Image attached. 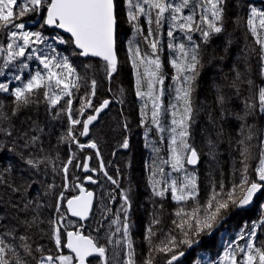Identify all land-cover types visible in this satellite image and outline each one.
Masks as SVG:
<instances>
[{"label":"snow or ice","instance_id":"obj_1","mask_svg":"<svg viewBox=\"0 0 264 264\" xmlns=\"http://www.w3.org/2000/svg\"><path fill=\"white\" fill-rule=\"evenodd\" d=\"M226 5L227 0H125L128 22L151 49L150 53L142 51L138 41H129V60L136 76V96L144 100L141 124L146 126V138L153 128L158 135L157 140L150 142L155 156L146 165L148 185L152 196L160 200L170 194L171 199L178 203L194 202L190 205V212L183 207L175 212L181 218L180 222L172 221L180 229L179 239L169 233L155 248L152 237L156 231L164 233V229L157 228L161 221L153 214L145 232L149 255L139 264H154L152 251L165 254L163 264H264V240L258 239V229L264 234V203L260 204L259 218L250 224L245 223L237 233V238L225 248L222 257L209 262L202 261L198 256L200 250L208 251L203 237L210 240L226 225L233 212L246 211L253 205L254 199L264 196V135L259 136L261 145L258 154L251 153L249 146L245 145V140L251 141L259 133L256 124L249 123V119L254 121L259 117L264 121V39H261L264 34V9H258L249 0L243 5L247 8V14L238 12L233 20L228 15ZM36 13L40 14L43 21L40 29L45 26L59 29L68 34L67 38L60 32L49 37L42 30L33 31L27 29L26 23L17 22ZM142 16L148 25L146 35L139 23ZM229 22L235 23L237 27L245 24L260 48H252L244 57L243 66L234 64L231 74L223 77L224 82L214 84L215 105L219 115L209 110L208 125L201 130L207 155L212 160L216 159L225 134L222 122L226 116H233L240 121V132L243 134L246 131L247 135L237 141L238 146H242L240 163L243 167L238 169L241 173L240 183L234 184L224 197L213 194L207 203V210L202 213V206L197 200L199 184L196 170L195 167L191 170L188 168L197 165L204 154L194 140L193 129L200 108L194 105L193 95L204 67L203 57L207 46L215 36L227 31ZM119 23L116 0H0V31L5 32L6 39V43H0V77H4V82H0V93L12 97L10 104L0 101V153H15L17 146L31 149L41 144L44 133L41 124L43 104L46 120H57L62 114L67 117L70 127L67 135L61 139L71 140L80 150L97 149L95 155L100 156L97 142L80 143L74 129L80 125L79 135L88 136L89 126L109 106L110 100L104 99L98 107L94 106L91 97L96 96L98 86L94 75L95 66L85 65L81 74L70 57L57 48L59 45H70L74 48L73 56L102 59L105 78L111 79L118 72L116 44ZM165 26L166 33L163 31ZM165 35L166 42L163 40ZM165 43L169 50L168 62L174 70L172 83L167 88L165 79L168 76L161 60ZM251 55L257 57L259 71L256 73L249 63ZM33 60L39 62L42 70L30 71L29 61ZM141 67L143 72L140 71ZM25 72L29 73L26 78L23 75ZM89 72L93 73L91 77ZM256 76L260 83H257ZM13 81L16 83L13 84ZM81 82L85 86L87 98L74 113L71 97L74 90L81 88ZM41 89L44 90L42 93ZM166 95L167 105L164 103ZM233 98L240 101L239 111L228 107ZM149 103L150 124L149 112L146 111ZM89 108L93 109L94 114H88L83 120L76 118L84 116ZM22 114L24 119L20 120ZM127 127L125 124L124 128ZM165 144L166 147L162 148L161 145ZM120 147L129 148L127 137L121 141ZM40 151L44 149L41 147ZM162 151L164 155H161ZM19 156L37 173L42 164L46 168L52 164V171H57L50 155L39 157L20 152ZM74 159L75 153L59 169L64 175L65 191L68 189L69 165ZM91 159L88 156L75 167L88 173L84 180L96 184L97 179L91 173L97 169L89 166L88 161ZM250 159L258 161L253 169L256 179H249ZM11 171L10 165L0 170V186L6 189L0 193V264H138L130 219L132 189L120 186L119 169L114 177L105 170L104 161H99V171L116 186L113 191L118 190L120 207L113 212L107 204L104 205L100 213L101 220L93 228L96 236L86 235L82 230L85 225L79 223L88 220L89 215L93 214L94 193L87 191L83 183L74 185V189H79V194L70 199H66L64 191L57 194L55 184H48L44 194L55 196L56 202L47 205L41 202L39 193L36 196L29 195V190L37 183L35 180L21 178L19 183L9 182ZM220 188L223 190L222 182ZM8 191L17 194L18 199H14ZM108 199L114 201L116 196L110 192ZM49 207L53 212L45 215L44 210ZM159 208L162 215L163 203H160ZM67 213L78 218V221H69ZM105 220L108 221L107 231H104ZM69 227L74 230H69ZM102 231L103 236L100 235ZM65 249L69 250V254H65ZM189 256L192 258L188 259Z\"/></svg>","mask_w":264,"mask_h":264},{"label":"trees","instance_id":"obj_2","mask_svg":"<svg viewBox=\"0 0 264 264\" xmlns=\"http://www.w3.org/2000/svg\"><path fill=\"white\" fill-rule=\"evenodd\" d=\"M245 2L243 0H227V10L230 17L235 18L237 13L246 15L247 8L243 7ZM239 6V7H238ZM259 9H264V4L260 2ZM35 18V14H29L25 16L22 20L17 22H24L26 24L30 23ZM140 23V21H139ZM141 27L144 30V34H147L148 25L146 24L145 18L141 22ZM27 29L35 31L34 28L27 25ZM167 26H165L166 33ZM43 32L44 30L41 29ZM135 30V28L133 29ZM45 34V33H44ZM133 34V33H132ZM167 38L166 35L163 37V40ZM261 39H264V34L261 35ZM137 41L142 45V51L149 52L151 51L150 47L146 42L143 41L142 37L137 35ZM51 42V40H50ZM0 43H6L5 32L0 31ZM129 44H123V40L119 32L117 31V44L116 51L118 57V72L113 75L111 79L105 78L103 71L102 62H98V69L95 70V78L98 81V86L96 90V96L91 97L92 104L94 106L98 105L104 98H100L101 94H105L107 87L109 85V92L112 96H108L109 99H112L111 106L109 107L108 112L102 116L99 122L91 129L90 136L87 141H83L79 132L81 126H75L74 133L78 137L80 143H89L91 141H96L95 130L98 126L102 127L103 133L107 136L103 139L105 142L108 141L109 144H113V148H118L121 141L127 137L129 140V148L117 152L114 155V164L115 170L110 169L109 162L111 161L108 157H103L105 163V170L108 171L109 175L114 177L117 175V169H119V183L122 188H131L132 189V201L133 207L130 213V219L132 222V236L135 242V247L137 251V261L146 259L149 255V245L145 240V232L149 222L153 218V214H156L161 221V224L157 228L162 227L164 233L156 231V235L152 237L153 247H159L161 240L164 237L172 233L176 235L179 239L180 229L172 223L173 220L180 222V217L175 215V212L180 208H184L185 211L190 212L191 207L194 202L188 201L176 202L171 199L170 194L164 200L152 196L150 187L148 185V176L149 172L147 171L146 165L151 163V159L154 158L155 153L152 151L150 142L157 140L158 135L153 128L152 131L148 133L146 138L145 131L146 126L141 124V107L143 106L144 100L136 96L135 92V71L132 66L128 65L130 53L128 51ZM252 48L259 50L260 46L255 44V37L251 35L248 31L245 24H241L239 27L233 22H229L227 25V31L223 34L215 36L211 43L207 46L206 52L203 57L204 67L200 71V76L197 80V87L193 95L194 105L200 108L199 114L196 116V123L194 125V140L198 149L203 150V155H201L199 164L195 167L196 175L198 177L199 184V195L197 200L201 207V212L207 210V203L211 200L213 194H218L220 197H224L227 192L233 187L234 184H239L241 181V173L238 169H241L243 165L240 163L241 156L240 151L242 146H238L237 141L244 139L247 135L245 131L243 134L240 132L239 125L240 121L236 120L233 116H226L224 124V137L219 144L217 150V156L215 160H212L207 155V148L204 146L203 136L201 130L208 125V111L211 110L215 115H219V111L215 105V88L214 84L222 83L223 77L231 74V69L234 64H240L243 66L244 57L251 51ZM57 50L64 55H67L72 60L74 66L77 68V71L83 74L84 66L87 64H92V60H79L78 56H73V49L70 45H59ZM223 57V59H220ZM249 63L252 65L253 72L256 73L259 71L257 65V57L255 55L249 56ZM161 60L167 61V58L163 53H161ZM130 61V60H129ZM0 63H2V58H0ZM125 63L127 65L128 77L126 78L124 84L120 80L119 70L121 64ZM30 71L42 70L41 65L38 61H29ZM96 69V66H95ZM122 69V68H121ZM172 69V68H170ZM173 70V69H172ZM143 72V67L140 69ZM27 75L28 72H25ZM93 75L92 72H89V77ZM257 83H260L259 77H255ZM16 83V82H15ZM81 88L77 91L74 90V95L71 97L73 101V112L76 113L77 110L81 107V104L87 98L85 92V86L83 82ZM171 84V83H170ZM169 84L165 83V88ZM90 87V81L89 85ZM111 89V90H110ZM121 89L123 91H121ZM146 90V86H144ZM44 90L41 89L42 93ZM107 98V99H108ZM65 99H68L67 97ZM12 97L8 94L0 93V101H3L5 104H10ZM64 101H61L63 104ZM164 103L167 105L168 96L164 97ZM230 110H240V101L233 98L229 105ZM44 105H41V124L44 127V133L41 136V144L31 148L24 149L22 146H17L15 153L10 151H4L0 153V170L5 166L10 165L12 171L9 175V182L15 181L20 182L21 178L35 180L37 183L29 190L30 196H36L39 193L41 202L47 205H54L56 200L55 196L45 195V189L48 184H55V192L58 194L61 191H64L66 199H70L75 195H78L79 190L74 189V185L78 183H85L83 170L81 168L75 167L77 163H82L87 156H91L90 167L95 168V152L86 148L80 150L77 144L72 143L71 140L61 139L62 136L67 135V130L70 127L67 117L62 114V116L57 120L45 119L43 113ZM92 108L86 110L84 116H77L83 120L88 114L92 112ZM149 112L148 121L150 124V111L151 103L148 105ZM24 119L22 114L20 120ZM249 123H255L257 129L259 130L258 137L252 139L251 141L245 140V145L249 146V151L254 154H258L260 150L261 141L259 136L264 135V121L257 117L254 121L249 119ZM19 126V120L17 121ZM127 124V129L124 128V125ZM26 126V125H25ZM59 141V142H58ZM97 142V141H96ZM98 146V143H97ZM255 146V147H251ZM43 148L44 151L41 152L40 148ZM162 148L166 147L161 145ZM121 148V147H119ZM101 149V148H100ZM20 152H24L25 155H37L43 157L50 155L52 160L55 161V167L57 171H52V164H49L47 168L45 165L40 166V172H36L35 169H31L19 156ZM73 153L76 155V159L73 160L72 165H69L68 173V189L65 191L64 184L65 179L60 167L63 163L67 161L69 156ZM161 155H164V152H161ZM57 156L59 159L57 160ZM258 161L249 160V179H256L253 169L255 168ZM189 170L192 168L188 167ZM167 170V169H166ZM47 174H44V173ZM221 182L223 183V190L220 188ZM87 189L93 190L95 194V201L93 205V214H91L90 219L86 223L85 228L82 229L85 234H92L96 236L97 233L93 231V228L101 220L100 213L103 211V207L107 204L112 208L113 212L120 207V197L118 195V190L115 185H112L111 182L107 181L106 177L101 173L98 184L89 185ZM6 189L3 186H0V193H4ZM116 196V200L109 201L108 194ZM9 195H12L14 199H18L17 194H12L8 191ZM7 195L5 199H7ZM261 203H264V196L262 197ZM64 201V210L65 202ZM156 201V203H153ZM160 203H163L164 209L163 214L160 215ZM45 215H49L53 212L51 207L46 208ZM260 208L256 209L254 213H251L250 216L244 213H239L229 220L231 228L229 231V226L227 227L228 232L224 235L227 240L225 242H220L216 249H209L208 251H202L201 253H208L207 256L202 258V261L207 260L211 262L212 260L219 259L220 254L223 250L229 245L231 241L237 238V233L245 226V223L250 224L252 221H255L259 218ZM69 221H74L69 218ZM114 217H110L112 219ZM75 222V221H74ZM80 223V222H79ZM105 225L104 231H107L108 221H103ZM91 226V227H90ZM69 230H74L72 227H69ZM103 236V231L100 233ZM258 236L262 239L264 234L260 233L258 229ZM222 238V237H221ZM243 243V241H239ZM51 246V245H49ZM65 254L69 252L65 249ZM159 251H152L151 255L154 257V264H160V255ZM165 255V254H164Z\"/></svg>","mask_w":264,"mask_h":264},{"label":"flooded vegetation","instance_id":"obj_3","mask_svg":"<svg viewBox=\"0 0 264 264\" xmlns=\"http://www.w3.org/2000/svg\"><path fill=\"white\" fill-rule=\"evenodd\" d=\"M261 1L263 2V0H261ZM261 1L259 0V2H257V3H253V2H250V3H251L252 5H254V6H256V7L259 9V7H260L259 4H260ZM116 2H117V5H118V11H119V14H120V23H119V27H118L117 31L119 32V35H121L122 40H123V44L125 45V44L127 43V38L130 37V36L132 35L133 32H136V30H133L134 27H133L132 24H130V23L128 22V20H127L126 7H125V0H116ZM243 2L248 3V1H246V0H243ZM142 20H143V16L140 18V24H141ZM43 30H44L45 35H46V36H49V37L54 36L55 33L58 32V31H56V30L47 29V28H44ZM61 35H62V34H61ZM63 36H65V35H63ZM65 37L67 38V36H65ZM164 41L166 42V41H167V38H165ZM71 47H72V49H73V46H71ZM139 47L142 48V45L139 44ZM162 53H163L167 58H169V50H168V48H167V46H166V43H165V47H164V50H163ZM78 58H79V60L83 61L79 56H78ZM86 60H92V59H86ZM168 61H169V60H167V61H162V62H163V65H164V71H165V73H167V76H168L167 81H168V80L170 79V77L174 74V71H173L172 69H170V65H169V62H168ZM98 62H100V61H98V60H92V63L96 66V70L98 69V65H99ZM102 63H104V62H102ZM127 64L130 66V65H131V62L128 60ZM171 70H172L173 72H172ZM23 75H24V77L26 76L25 74H23ZM113 75H114V74H113ZM2 79H3V78H2ZM2 79H1V80H2ZM108 96H110L109 85H108V87H107V91H106V93H105V94H101V95H100V98H104V97H105L104 99H107ZM104 99H103V100H104ZM103 100H102V101H103ZM99 120H100V119H99ZM101 129H102V127H101V126H98V127L96 128V130H95V138H96V141H97V143H98V146H97V147H98V150H99V152H100V156H99V157H96V156H95V160H96V162H95V168L97 169L95 179H97V184H98L99 177H100V175H101V173H102L101 171H99V161H100L101 159L103 160V157H108V158H110V159H111V161L109 162L110 169L115 170L116 168H115V164H114V160H115L114 155L117 154V152L124 150V148H119L120 146H119L118 148H113V144H114V143L109 144L107 140L104 142L103 139H104L105 137L107 138V136L103 133V131H102ZM100 148H101V149H100ZM96 151H97V149H95V153H96ZM262 197H263V196H260L259 198H257L256 201H255V203H254V205H253L250 209H252V210L259 209V208H260V202H261L262 199H263ZM257 207H259V208H257ZM250 209H249V210H250ZM249 210L242 211V212H233V213L230 215V218L228 219L226 225H225L222 229L218 230V231L215 233V235H213V236L210 238V240H209L208 237H203V240L206 242L204 246H205L208 250H209V249H216L217 246H218V244H219L220 242H221V243H222V242H225V241L227 240V238H225L226 236H225L224 234H225L226 232H228V231H226L228 226H229V231H230V228H231V224L229 223V220H230L231 218H233L235 215H237V214H239V213L247 212V211H249ZM249 216H250V215H249ZM221 237H222V238H221ZM258 239H260V236H258ZM261 240H264V236H262V239H261ZM224 250H225V249H224ZM224 250H223V252H224ZM202 251H203V250H202ZM223 252L220 254V257H222ZM220 257H219V258H220ZM191 258H192L191 256L188 257V259H191ZM160 259H161L160 264H163L164 254L160 255Z\"/></svg>","mask_w":264,"mask_h":264},{"label":"water","instance_id":"obj_4","mask_svg":"<svg viewBox=\"0 0 264 264\" xmlns=\"http://www.w3.org/2000/svg\"><path fill=\"white\" fill-rule=\"evenodd\" d=\"M246 1L249 2V0H246ZM260 1H261V0H260ZM250 2L257 3V2H259V0H250ZM263 3H264V0H263ZM45 28H47V29H52V30H56V31L60 32V34L65 35V36L68 35V34H66V33H63V31H62V30H59V29H53V28H51V27H47V26H45ZM73 49H74V48H73ZM79 57H80L82 60L92 59V60H98V61H100V62H104L102 59H100V58H98V57H82V56H79ZM110 96H112L111 93H110ZM109 100H110V104H109V106H108L106 109H104V110L99 114L97 120L94 121L93 124L89 126V127H90V131H91V129H92V128H93V127L99 122V119H100L103 115H105V114L108 112L109 107L111 106V103H112V99H109ZM99 104H100V103H99ZM99 104L97 105V107L99 106ZM91 114H94V112L92 111ZM85 118H86V117H85ZM85 118H84V119H85ZM90 131H89V135H88V136H81V138H82L83 141H87V140H88V138H89V136H90ZM87 157H88V156H87ZM88 163H89V166H90V160L88 161ZM198 164H199V163H198ZM198 164L195 165V166H188V167H190V168L197 167ZM83 174H84V175H88V173H84V172H83ZM91 174L93 175V178L95 179L96 172H93V173H91ZM96 184H97V183H96ZM96 184H92L91 182L85 180V183H84V186H83V187H84L87 191H91V192H93V190L87 189V187H88L89 185H94V186H95ZM78 190H79V189H78ZM93 193H94V192H93ZM78 194H79V193H78ZM259 197H260V196H259ZM259 197H258V198H259ZM256 199H257V198H256ZM256 199H254L253 205H254ZM94 201H95V194H94V198H93V205H94ZM253 205H252V206H253ZM252 206H251V207H252ZM251 207H249L247 210H249ZM65 209H66V202H65ZM67 215L69 216L70 219H72V220H74V221H78V218H76V217H72L70 213H67ZM90 217H91V214L89 215L88 220L90 219ZM88 220H86V221H79V222H80V223H86ZM66 250H67V249H66ZM67 251L69 252V250H67Z\"/></svg>","mask_w":264,"mask_h":264},{"label":"rangeland","instance_id":"obj_5","mask_svg":"<svg viewBox=\"0 0 264 264\" xmlns=\"http://www.w3.org/2000/svg\"><path fill=\"white\" fill-rule=\"evenodd\" d=\"M42 19H41V16H40V14H38V13H36L35 14V18L30 22V23H28V24H26V25H28V26H30V27H32V28H34L35 30H41L40 29V24H42ZM132 40H134V41H137V33L136 32H133V34L130 36V37H128L127 38V43L129 44V41H132ZM139 46V45H138ZM151 52V51H150ZM42 67V66H41ZM122 68V69H121ZM121 68H120V70H119V73H120V80H121V82L124 84V82H125V80H126V78L128 77V70H127V65L125 64V63H122L121 64ZM171 68V67H170ZM172 71V70H171ZM174 71V70H173ZM172 71V72H173ZM32 72H34V71H32ZM26 76H25V78L28 76L26 73H24ZM3 78V79H2ZM2 79V80H1ZM0 82H4V77H0ZM165 83H168V84H170V83H172V81H171V77H170V79L167 81V79H165ZM13 84H15V81H13ZM88 149H90V148H88ZM91 151H94L95 152V149H90ZM257 208H259V207H257ZM256 210V209H255ZM255 210H252V209H250L249 211H247V212H245V214L246 215H250L251 213H254V211ZM208 255V253H201V252H198V256H199V258L202 260V258L203 257H205V256H207Z\"/></svg>","mask_w":264,"mask_h":264}]
</instances>
